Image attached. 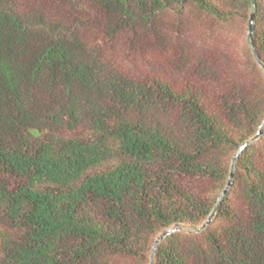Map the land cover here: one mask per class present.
I'll return each mask as SVG.
<instances>
[{
	"label": "trees",
	"instance_id": "obj_1",
	"mask_svg": "<svg viewBox=\"0 0 264 264\" xmlns=\"http://www.w3.org/2000/svg\"><path fill=\"white\" fill-rule=\"evenodd\" d=\"M0 264H264V0H0Z\"/></svg>",
	"mask_w": 264,
	"mask_h": 264
},
{
	"label": "water",
	"instance_id": "obj_2",
	"mask_svg": "<svg viewBox=\"0 0 264 264\" xmlns=\"http://www.w3.org/2000/svg\"><path fill=\"white\" fill-rule=\"evenodd\" d=\"M249 29H250V36H251V35H252V30H253L252 14H251V18H250ZM262 131H263L262 128H260V129L258 130V132L253 136L252 139H256V138H258V137L261 135ZM247 143H248V142L244 143V144L238 149V151H237V153L235 154L233 160L237 159V158L240 156V154L242 153L243 148L247 145ZM232 175H233V173L231 172V174H230V178H229V183H230V180H231V178H232ZM213 213H214V212H213ZM213 213L208 217V219L206 220L205 224H207V223H209V222L211 221V218H212ZM170 231H171V230H170ZM164 234H165V233L161 234V235L157 238V240H156V242H155V244H154V246H153L152 253H153L154 250L156 249V246H157L158 241H159L160 239H162V237H163Z\"/></svg>",
	"mask_w": 264,
	"mask_h": 264
}]
</instances>
